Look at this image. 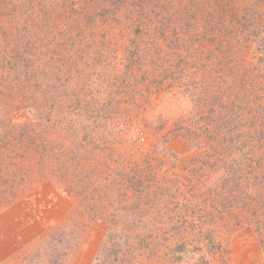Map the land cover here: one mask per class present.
<instances>
[{
  "label": "rangeland",
  "instance_id": "374dc122",
  "mask_svg": "<svg viewBox=\"0 0 264 264\" xmlns=\"http://www.w3.org/2000/svg\"><path fill=\"white\" fill-rule=\"evenodd\" d=\"M156 1L0 0V264L80 263L90 251L89 264H128L129 257L130 264H264L263 214L237 204L246 183L221 186L222 162L212 167L191 150L199 136L189 128L199 116L189 112L190 90L200 78L187 70L174 80L173 61L167 81L158 84L155 46L146 37L137 38L135 73L119 65L122 39L134 33L136 15L152 25L175 11L191 46L186 59L203 57L192 49L199 41L213 54L229 43L244 48L232 70L237 79L250 71L256 76L263 65L243 38L263 22L255 18L264 16V0H189L199 5L181 13L179 1L188 0L174 6ZM221 6L227 15L217 18ZM234 8L237 18L230 16ZM215 27H230L225 41ZM261 80L254 77L250 88L258 104H264L256 91ZM93 105L99 116H91ZM256 175L245 176L255 196L262 184ZM41 185L55 189L63 218L38 235L36 225L23 222L17 229L22 245L3 258L17 236L15 217L29 218L24 210L30 213L31 192ZM178 211L195 229L162 232L159 226ZM110 229L117 244L127 240L135 247L131 256L124 254L126 245L123 253L112 242L103 247ZM153 230L159 240L149 236ZM182 243L185 251L177 249Z\"/></svg>",
  "mask_w": 264,
  "mask_h": 264
},
{
  "label": "trees",
  "instance_id": "16d2710c",
  "mask_svg": "<svg viewBox=\"0 0 264 264\" xmlns=\"http://www.w3.org/2000/svg\"><path fill=\"white\" fill-rule=\"evenodd\" d=\"M159 1L161 0H158V2ZM166 1L167 4L169 3V5L172 4L173 6L174 3H177V0H169L170 2H168V0ZM217 1L218 0H215L216 4ZM158 2L156 1L157 4H159ZM162 3L163 1H161V4ZM179 3V13H181V11L186 12L185 9L189 7L199 5L197 2H189L187 5L181 1H179ZM162 5L165 4L163 3ZM236 9L234 8L230 13L232 18H237V16H239ZM212 11L213 10H211V12ZM241 13L245 16L244 13H249V8L243 10ZM226 15V7L223 6L216 12L217 18H223ZM68 20L69 16H66L64 21L67 24L74 23L73 20L69 22ZM255 20H262L263 22L261 24L257 22L253 24L252 31L243 39L244 41H250L253 52L257 56L258 65H263L259 68V73L256 75L262 78V80L257 83L260 84V88L256 91L262 94L259 98L264 100V26L262 27L264 16L259 15ZM132 22L131 30H134V33L132 32L130 36L123 37L122 39L123 56L122 59H120L119 65L122 66L125 71H130L131 68L132 73H135V69H137L136 67L141 61V50L139 49L137 38L146 37L155 46V54H157L155 62L157 65L152 72L156 76H161V80H159L158 84L163 85L164 81H167L169 77L168 73L174 67L172 64L173 61L177 64V66L175 65L176 67H174L176 69L172 71L173 77L175 76L174 80L184 77L187 70L190 74L193 73L191 75L193 77L192 79L196 77L200 78V81L196 82L195 86L190 90L192 106H190L189 112L199 116V121H193L190 126L191 129L189 128L191 132L194 131L195 134L199 136L197 140L192 139L191 150L197 149L199 152L198 155L202 156V160H205V163H209L212 167L215 165L214 163L222 162V165H224L226 169L224 171L225 175L221 186L225 187L230 182H235L236 185L238 184L240 186L246 183L243 185L246 189L238 194L241 199L238 200L237 204L240 205L242 210L248 212L252 210L254 214L259 213V210H261L264 220V170L258 171V169L264 168V104H258V100L253 97L254 95L250 94L252 81L256 76L253 75L251 77L250 71V76L248 73H245L241 80V78L237 79L236 72L234 74L232 72L233 69L235 70L238 62H240L237 61V54L243 51L244 48L242 49L241 46L237 47V45L229 47V43H223L221 46L222 54H213L212 51L206 53L203 49L208 46L202 41H199L196 47L192 49L196 54L200 51L199 53H201L203 57L195 58L196 61H190V58L193 57L186 59L190 56L191 51V46L188 45L187 40L188 35L186 37L185 31L181 29L182 26L178 24L182 23V21L178 20L175 11L164 14V17L158 18L152 25L149 23L146 24V21L138 15H136V19H133ZM235 23L231 22L229 26L233 27ZM230 27L225 29H216L215 27L214 30L218 31V34H220L219 37L225 41L228 36L227 30ZM204 28L206 27L204 26ZM243 46L245 47V45ZM247 46H249V44ZM181 64H184L185 67L178 69ZM139 69L141 68L139 67ZM223 83L228 86L224 87ZM127 85L129 84L127 83ZM146 86H148V84H146ZM97 107L96 105L91 106L92 117L99 116L102 112L101 109ZM204 121L206 122L203 123ZM182 126L185 125L182 123ZM180 137H184V135ZM254 150L257 152L251 153ZM212 159L213 161H211ZM132 166H136V164H132ZM251 166H253V171L257 174L255 179H258L259 184L262 183L260 184L259 193L256 196L255 193L248 192V179L246 177L247 174L254 173L250 171ZM133 168L134 170L140 171L139 167L138 169L136 167ZM156 186H160L158 181H156ZM247 192L249 193V197H251L250 201L255 200L254 205L243 198L242 195L248 196ZM222 196L228 199L227 194ZM221 201H223V198ZM230 206L234 207L232 203ZM201 207L202 206H200V208ZM207 207L209 206L207 205ZM204 208L205 207H202L205 211L207 208ZM179 209L180 207H178V210ZM232 212L234 213V210ZM208 213L210 212L208 211ZM229 214L232 213L230 212ZM201 222L202 224L204 223L203 221ZM143 228L147 231L150 227L145 224ZM159 228L162 232L168 230V228L171 230L175 229L177 232H184L195 229V224L178 211L176 217L172 216L171 220H166ZM148 234L153 240H159V238L162 237V235L160 236L159 232L155 230ZM116 235L115 233L113 234V229H110L103 247L107 248L108 243L110 244V242H112V247L116 252L123 253L122 247L126 245L124 254H129V256H131V250L133 251L135 247L127 243V240L121 245L117 244ZM130 247L132 249H130ZM177 249L185 251V244L182 243L178 245ZM170 252L174 255L173 251ZM168 254L169 253H165V255ZM126 260L128 264L132 262L131 257Z\"/></svg>",
  "mask_w": 264,
  "mask_h": 264
},
{
  "label": "crops",
  "instance_id": "0c3cea01",
  "mask_svg": "<svg viewBox=\"0 0 264 264\" xmlns=\"http://www.w3.org/2000/svg\"><path fill=\"white\" fill-rule=\"evenodd\" d=\"M30 200L31 201H29L28 205L30 213L24 210V212H26V216H29V218H23L21 214L15 217L14 230L16 231V233L17 229L20 227L21 224H23V222L30 223L31 225L34 224V226H37V232L35 233V235H38L41 231L42 233H44L45 230L51 229L55 225H57L59 221L63 218L64 213L66 211L65 207L58 205L57 192L55 191V189L46 187L45 185H41L34 188V190L31 192ZM5 229L7 234H4L10 237L11 234L8 233L9 228H3V232L5 231ZM19 236L20 235H18V233L17 236H11L13 238L12 240L14 244L12 248H8V250L5 251V255L3 256V258L6 259L7 257L12 254H15V252L19 250L18 246L22 245L19 241ZM31 238H34V236H32ZM94 253L95 252L90 251L89 255L82 259V262L79 263L77 260L75 263L72 262V264H89V261L93 259ZM89 256H92V258H89Z\"/></svg>",
  "mask_w": 264,
  "mask_h": 264
}]
</instances>
